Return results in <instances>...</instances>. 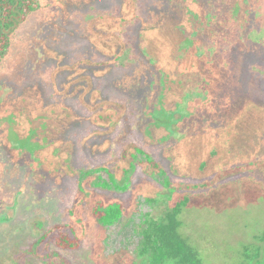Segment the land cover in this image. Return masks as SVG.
<instances>
[{
  "label": "rangeland",
  "instance_id": "rangeland-1",
  "mask_svg": "<svg viewBox=\"0 0 264 264\" xmlns=\"http://www.w3.org/2000/svg\"><path fill=\"white\" fill-rule=\"evenodd\" d=\"M219 2L42 0L41 9L20 23L0 63V264H145L137 256L145 214L154 209L162 214L184 195L189 201L179 216L180 233L203 264H264V0H247L243 35L232 24V34L226 36L231 45L225 55H213L215 63L205 70L211 80L205 87L209 98L187 104L191 115L183 117L177 130L183 137L178 148L169 146L166 153L165 144L146 134L152 122L148 114L160 96L153 78L156 68L139 54L128 68H120L105 44H117L118 27L124 37H136L142 44L144 26L178 25L181 4L197 15ZM227 4L232 16L235 0ZM157 36L160 40L153 35L152 41L166 39L160 32ZM196 40L189 58L197 46L209 51L206 36ZM198 60L208 61L204 52ZM222 60L224 68L219 66ZM178 74L183 89L186 80ZM109 103L124 106L123 117L110 132L102 121L92 120ZM59 121L57 135L53 126ZM209 123L218 133L225 128L210 133L211 140L197 134ZM185 131L192 132L191 140H184L190 138ZM58 137L62 149L72 146V168L105 167L122 183L121 168L129 167L122 161L123 151L140 148L171 176L177 194L161 197L167 192V176L158 175L143 154L130 157L135 169L125 192L93 188V183L108 180L105 172L98 174L99 180L90 175L81 182L65 176L63 169L53 176L50 143ZM41 144L49 146L43 149ZM211 152L219 153L217 160ZM169 158L180 178L171 175ZM96 203L121 204V220L101 228L91 214ZM54 227L59 230L51 232ZM58 233L78 239V247L59 249L54 243Z\"/></svg>",
  "mask_w": 264,
  "mask_h": 264
},
{
  "label": "trees",
  "instance_id": "trees-1",
  "mask_svg": "<svg viewBox=\"0 0 264 264\" xmlns=\"http://www.w3.org/2000/svg\"><path fill=\"white\" fill-rule=\"evenodd\" d=\"M42 0H0V63L5 59L7 54L10 51L12 45V36L19 27L20 23L17 24V27L11 29L9 33L4 32L9 30L12 23L10 22V17L14 15L13 9H19L22 14L23 20L26 21L29 16L41 9ZM233 9H235L233 7ZM233 10V14H234ZM243 12V10H242ZM177 22V21H176ZM4 24V27L3 25ZM116 35L118 37L117 44L113 46L110 41H107L105 44L114 52V64L120 68H128L129 64H133L135 58L139 55L148 59L149 63L156 68V72L153 75V78L157 81L160 96H158L157 101L152 107L149 117L151 118V124H149L150 131H147L146 134L148 137L157 139V143L165 144V152L171 150L169 146L178 148L177 141L183 135L178 134V129L180 123L183 121V117H190L191 113H188L187 104L194 102L197 96L204 95L205 98H209V93L206 90H201L200 93L197 90V87H202V84L196 86L195 90L193 89L194 80L190 76L185 77L187 86L181 88L178 83L177 76L178 72L177 63L180 49V36L179 29L176 26L172 28H167L165 26H144L140 33V41L135 38L129 37L127 34L124 37L122 29L118 27L116 30ZM159 32L165 40L159 42L157 40L152 41L151 37H156L158 40ZM165 36V37H164ZM111 38V36H108ZM123 39L125 41H123ZM166 41V42H164ZM137 43V48L134 43ZM151 43V44H150ZM154 44V46H152ZM119 45V46H118ZM165 54H168V58H163ZM170 56V58H169ZM165 60H169L170 63H167ZM166 62V63H165ZM105 64V63H104ZM158 69V70H157ZM211 82H209V87ZM182 90V93L180 91ZM202 98V97H201ZM104 109L102 112L93 115V122L102 121V126L107 129L109 132L113 130L118 121L123 117L122 110H124L123 105H117L115 103L104 104ZM226 118V117H225ZM224 119V117H223ZM61 121L54 127L55 132L58 134L60 130ZM226 127V126H225ZM148 129V128H147ZM219 129V128H218ZM213 127L212 124H206L202 129L197 131L205 135L208 140H211L212 136L210 133L220 134L225 129L218 133L220 130ZM184 133L188 134L190 138H184V140H191L193 137L190 135L192 132L185 131ZM196 134V133H194ZM178 135H180L178 137ZM185 136V135H184ZM174 139V140H173ZM17 141V140H16ZM46 141V139H45ZM47 142V141H46ZM170 142V144H169ZM18 145L20 142L18 141ZM53 145V155H54V168L49 170V174L53 176H59L60 171H64L65 176L69 177H79V182L84 181L88 176H98L99 173L105 172L108 176V180L102 181L101 183H93L91 185L93 188L107 190V191H118L125 192L128 188L130 174L134 171L135 165L131 158L136 159L137 154H143L147 164L158 173V175L167 176L166 171L158 164L153 163L149 159L147 154H144L143 150L140 148H127L123 151L121 157L122 161L128 163V169H123L124 181L117 177V173L108 170L105 167H100L99 169H93L91 171L86 170H75L69 163L71 162L70 149H62V141L56 139L53 143H50V146ZM49 145L43 146L41 148L46 149ZM60 147V148H59ZM173 148V149H174ZM132 150L134 153H132ZM69 152V153H68ZM211 156L216 158L219 157V153L211 152ZM33 159H37L36 155L32 154ZM170 164L171 175L174 177L181 176L175 170L174 159L168 160ZM38 165H43L39 163ZM204 170V166H202ZM148 174V173H147ZM149 175V174H148ZM180 178V177H179ZM99 180L100 178L97 177ZM174 182V181H173ZM171 176H167L164 179L163 185L167 188V192L164 195H161L162 198L172 199L177 194V187L172 185ZM79 191L85 193L84 187L80 186ZM188 190H196L197 186H187ZM189 201V196L184 195L181 199L177 200L171 207L165 208V211L162 214H156L155 209L153 213H147L144 216L142 225L140 226V235L141 241L140 246L137 250V256L143 259L145 264H203L198 252L187 242V240L181 235L180 227L181 222L179 216L182 212V209L186 206ZM92 216L101 228H108L116 223H118L123 215V206L119 203H114L110 205H103L101 203H96L92 207ZM59 230V227H54L51 229V232ZM55 246L61 250H74L78 247V239H71L66 234L58 233V236L54 238Z\"/></svg>",
  "mask_w": 264,
  "mask_h": 264
},
{
  "label": "flooded vegetation",
  "instance_id": "flooded-vegetation-1",
  "mask_svg": "<svg viewBox=\"0 0 264 264\" xmlns=\"http://www.w3.org/2000/svg\"><path fill=\"white\" fill-rule=\"evenodd\" d=\"M221 2L219 7L210 8V10L206 11H199L198 14L195 15L193 11H191L187 6L184 4H181V10H182V16L179 17L177 23V28L179 29V36H180V52L178 57V73H183L184 77L190 76L194 80V90L196 86L206 84V86L209 85V82H211L210 79L206 76L205 70L210 69V63H215V57L213 55H225L226 45H231V41L226 39V36L228 37V31L231 32L232 24H234L233 28H237V35H240L244 33L245 26H247V19L249 10L247 8V0H235V4L232 5V16H230V10L227 4V0H219ZM233 7L235 9H233ZM233 10L235 11L233 14ZM243 10V12H242ZM14 15L10 17V22L12 25L10 26L9 30H5L4 32L10 31L13 29V26L18 23H21L23 20L22 14L20 13L19 9H13ZM21 19V21H20ZM199 22V24H198ZM228 22L230 24H228ZM4 27V24H2ZM201 25H204L203 27ZM261 29V28H260ZM229 33V34H230ZM263 35V32L261 31V36ZM207 37L209 40V51L206 52L204 49H200L199 46H197V53L195 55L192 54V58H189L190 48L195 45V42L197 41L199 37ZM230 36V35H229ZM263 39V38H261ZM235 44V43H234ZM191 46V47H190ZM231 47H229L230 49ZM204 57H207L206 62L199 63L198 58H200L203 55ZM195 58V59H194ZM186 62V66L184 65ZM218 65V64H217ZM226 65V61L222 60L219 63L220 68H224ZM203 66H207V68L204 70L200 69ZM200 73L201 78L198 79L196 77L197 72ZM187 75L185 76V74ZM209 73L212 74L211 78L216 79V75L213 72V70H210ZM179 75V74H178ZM199 76V77H200ZM206 86L197 87V90H205ZM212 88V87H211ZM207 91V90H206ZM202 97V98H201ZM198 100H204L207 99L204 97V95H199L196 97ZM62 121V120H61ZM53 126V130H54ZM52 130V128H51Z\"/></svg>",
  "mask_w": 264,
  "mask_h": 264
},
{
  "label": "water",
  "instance_id": "water-1",
  "mask_svg": "<svg viewBox=\"0 0 264 264\" xmlns=\"http://www.w3.org/2000/svg\"><path fill=\"white\" fill-rule=\"evenodd\" d=\"M20 21H21V19H20ZM16 27V24L13 26V28H15ZM6 33H9V31H7Z\"/></svg>",
  "mask_w": 264,
  "mask_h": 264
}]
</instances>
